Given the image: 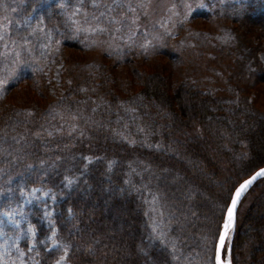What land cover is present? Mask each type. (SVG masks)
I'll return each instance as SVG.
<instances>
[{
    "label": "trees",
    "instance_id": "trees-1",
    "mask_svg": "<svg viewBox=\"0 0 264 264\" xmlns=\"http://www.w3.org/2000/svg\"><path fill=\"white\" fill-rule=\"evenodd\" d=\"M29 6L30 1L25 2L22 9ZM226 16L238 51L264 48V0L228 5ZM40 17L46 21L48 16ZM124 57L133 68L122 80L113 74L121 61L112 55L46 105L40 104L48 98L41 90L43 72L38 67H30L0 89V209L22 186L43 188L56 183L44 173L50 163L74 157L81 162V177L59 202L70 216L62 212L56 218L59 234L74 247L69 254L72 264H144L136 250L145 222L139 187L147 182L166 197L185 238L200 243L210 236L213 245L232 191L264 167V108L248 101L249 94L264 84V67L257 59L253 71L241 68L230 79L242 98L240 117L230 116L226 94L211 95L189 81L175 80L162 64L144 70L142 58L133 52ZM74 64L80 66L81 61ZM78 101L93 113L91 123L96 126L84 125L75 115L73 106ZM23 104L27 109L20 108ZM130 169L135 174L127 179ZM164 169L169 172L162 174ZM103 178L113 191L127 189L117 197L112 193L106 214ZM170 178L176 179L173 185ZM229 180L233 185L226 202L224 188ZM262 182L248 193L251 205L236 222L231 264H241L243 256L250 264H264ZM84 186L91 189L88 197L80 194ZM122 206H127L125 216L134 223L132 236L119 234L118 223L107 219ZM213 206L215 218L208 223ZM165 255L156 251L149 256L161 262ZM48 256L55 255L50 251Z\"/></svg>",
    "mask_w": 264,
    "mask_h": 264
},
{
    "label": "rangeland",
    "instance_id": "rangeland-1",
    "mask_svg": "<svg viewBox=\"0 0 264 264\" xmlns=\"http://www.w3.org/2000/svg\"><path fill=\"white\" fill-rule=\"evenodd\" d=\"M29 1V9H22ZM244 1L0 0V89L11 85L17 75L27 73L30 67H38L43 72L41 90H45L44 96L48 98L46 103L41 99L40 104L46 105L76 85L78 77L85 71L112 55L121 61L113 74L122 80L125 72L129 73L133 68V63L124 56L133 52L142 58L140 66L144 70L162 64L175 80L189 81L211 95L226 94L225 104L230 116L241 117L242 98L233 90L230 79L241 68L253 71L255 59L264 67V48L254 52L238 51L239 45L229 30L228 5H240ZM40 14L48 16L46 21ZM66 37L70 40H65ZM72 57L73 61H70ZM75 61H81L80 66L74 64ZM113 66L116 65L113 63ZM258 88V92L249 94L248 101L263 109L264 84ZM24 101L20 100V104ZM22 106L20 108L27 109L26 105ZM73 109L84 125L96 126L91 123L94 115H90L84 102L78 101ZM80 163L75 157L50 163L44 173L51 177L50 182L53 179L56 183H48L43 188L22 186L3 205L0 209V264H72L69 254L74 247L59 234L56 218L62 212L70 216L59 202L66 190L81 177ZM167 172L168 169L162 170V174ZM134 174L135 171L130 169L127 179ZM175 181L170 178L169 184L173 185ZM230 184L233 185L232 180L225 185L224 201L231 190ZM110 187L108 179L103 178L102 188L107 192L102 206L104 213L109 211L112 193L116 192L114 196L117 197L127 191H113ZM253 187L239 205L236 222L251 205L252 197L248 193L253 192ZM139 189L145 222L140 228L143 247L140 249L141 244L137 243L136 255L142 256L144 264H214L211 248L215 247L217 237L215 245L211 244L210 236H204L200 243L189 241L180 232L173 208L163 193L151 182L142 183ZM90 193L87 186L80 190L83 197ZM127 206H122L107 219L118 223L119 234L132 236L134 223L125 216ZM214 212L213 206L208 223L214 220ZM233 235L234 232L227 237L223 260L228 257L230 245L231 261ZM119 238L124 243L125 238ZM50 251L54 257L48 256ZM156 251H165V257L169 259L158 262L149 256ZM240 260L241 264L251 261L247 262L244 256Z\"/></svg>",
    "mask_w": 264,
    "mask_h": 264
},
{
    "label": "water",
    "instance_id": "water-1",
    "mask_svg": "<svg viewBox=\"0 0 264 264\" xmlns=\"http://www.w3.org/2000/svg\"><path fill=\"white\" fill-rule=\"evenodd\" d=\"M264 179V167L259 168L246 179L241 181L233 190L229 204L225 210L221 229L219 231L214 253V264H231L229 258L230 245L228 247V257L223 260L222 251L230 233L233 234L239 205L246 193L260 180Z\"/></svg>",
    "mask_w": 264,
    "mask_h": 264
}]
</instances>
